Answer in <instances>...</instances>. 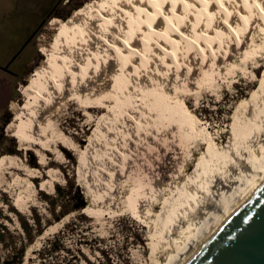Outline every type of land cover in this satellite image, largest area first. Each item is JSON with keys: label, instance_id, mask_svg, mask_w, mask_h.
<instances>
[{"label": "rangeland", "instance_id": "1", "mask_svg": "<svg viewBox=\"0 0 264 264\" xmlns=\"http://www.w3.org/2000/svg\"><path fill=\"white\" fill-rule=\"evenodd\" d=\"M31 1L0 0V50L1 42L9 36V24L19 18L17 14H21L18 11L21 3L26 8ZM101 1L103 0H55L49 11L51 14H47L50 15L48 22L41 28V22L37 25L36 30L39 29L31 47L25 49L17 59L24 63L32 56L24 69V79L18 82L9 80L0 85V235L4 238V242L0 241V263L24 244L25 250L20 264H34L37 250L72 218L77 226L68 236L67 244L72 247L81 246L85 256L95 264L98 261V252L89 251L85 242L87 245H96L102 240L101 246L111 248L109 257L112 264H171L178 248L187 245L197 231L193 225L191 231L178 240V248L170 244L172 241H169L170 237L168 239L167 230L170 227L175 228L174 233L178 237L183 228V225L179 227L173 222L175 216L171 214L174 215L175 210L179 216L185 214L184 207H178L181 202H186L185 194L192 193L198 184L204 161L211 164L215 161L211 160L212 148H217L218 153L234 151L260 115L264 117L263 27L247 34L248 52L237 48L239 41L233 36L234 40H231L235 41V48L224 46L219 60L217 56L214 60L205 61L202 55L193 54L192 46L181 49L183 56L192 52L191 55L194 56L191 58L200 64L201 69L198 72L194 70L193 83L189 87L186 82H182L180 88L175 90L174 76L172 77L169 88L176 98L167 99L171 106L178 103L181 113L180 109L178 112L171 110L169 103L166 107L156 108L150 104L151 95H146L148 98L144 101L135 96L136 99L134 97L130 102L131 89L126 84L128 81L121 80L120 83H126L119 84V88H124L118 89V98L113 100V108L110 109L100 106L86 108L71 99L70 93L60 94L58 99L55 94L53 106L44 114L43 126L46 125L47 129L44 130V137L35 143L20 141L13 135L12 121L21 113L25 103L23 91L31 87L35 82V75L49 65L48 58L53 51L50 46L55 32L54 26L49 24L50 21L60 19L66 24H72ZM243 27L241 35L245 32ZM185 71L190 72V67L187 66ZM2 72L0 66V75ZM111 82L109 76L103 73L98 91L109 89ZM126 97L130 103L125 100ZM119 101L123 105L126 102V106H122ZM146 101L153 110H148ZM135 102L140 108L145 102L149 120L146 119L147 123L139 126L141 129L135 126L127 131L126 125L130 123V118L125 113L131 108L134 109ZM161 118H164L163 121ZM180 119L181 124L178 122L177 125L176 122ZM150 122L155 126L150 125ZM136 129L141 134H138L135 143L141 141L144 150L136 153L130 145V149L123 151L127 156L122 155L123 153L116 155L115 146H128L127 136L133 131L136 132ZM161 130L167 133L165 139L162 137L163 141L159 140L158 143L149 140L142 143L141 137H148L147 132ZM257 155V159L253 161L257 165L262 161L264 164V151L259 150ZM211 164L208 166H212ZM111 184L114 187L111 188ZM88 199L92 203L91 208H87ZM133 199L136 205L133 204ZM71 206H80V209L61 217V212ZM78 214H84L87 219L78 220ZM168 217L172 219L168 221L171 224L166 223ZM24 224L27 225V230ZM134 234L138 240L133 238ZM116 253L120 254L119 257ZM75 264L85 262L81 259Z\"/></svg>", "mask_w": 264, "mask_h": 264}, {"label": "bare ground", "instance_id": "2", "mask_svg": "<svg viewBox=\"0 0 264 264\" xmlns=\"http://www.w3.org/2000/svg\"><path fill=\"white\" fill-rule=\"evenodd\" d=\"M49 24L54 26L55 31L52 36V46H50L53 51L50 52L48 58L49 65L45 70L36 74L34 84L23 91L25 103L21 113L12 121L13 135L17 136L20 141L35 143L44 137V130L46 129V125L43 126L44 114L53 106L55 94L58 99L60 94L70 93L71 99L86 108L100 106L110 109L113 108L111 106L113 100L118 98V89L124 88L121 86L119 88V84L127 80L128 83L124 82L123 84L126 83L130 86L131 95L129 96L131 97L129 101L135 96L144 101L148 98L146 95H151V102L149 101L151 105L158 107V109L166 107L165 105L170 104L168 97L176 98L169 88L172 77L174 76V84H172L175 90L183 84L182 82H186L189 87L193 83L194 70L200 69V64L191 58L194 56L191 55L192 52L183 56L181 49L192 46L193 54L202 55L205 61L214 60V57L217 56H219V60L222 56H220V52L224 46L225 48L228 46L235 48V41L232 42L231 40L234 36L239 41V47H236L248 52L249 46L246 47L247 34L256 28L264 27V0H103L92 6L84 16L72 24H66L60 19H54ZM243 26L245 32L241 35ZM234 53L239 52L234 51ZM144 64L146 67H143ZM187 66L190 67V72L185 71ZM103 73L109 76L112 82L109 89L100 92L98 90L101 87L100 78ZM121 80L124 81L120 83ZM128 97L124 99L127 100ZM129 101L127 100V102ZM119 102L122 103V101ZM144 104L140 108V105L136 103L134 104L135 107L131 106L134 109L131 108L125 113L128 114L125 116L129 117V121L132 123L131 125L130 123L125 124L127 131H131L135 126L139 127L142 123H147L146 119L150 115H147L145 106L147 105L148 110L152 106L149 108L148 102L146 105ZM124 105L122 103V106ZM168 107L177 112L180 109V113L182 112L178 103H174L173 106L170 104ZM175 113L173 112V114ZM158 114L160 115V112ZM178 122L181 124V119L176 124ZM153 125L155 126V124ZM154 126L153 128H156ZM140 127L138 129H141ZM178 129L177 131H179ZM109 133L108 135H110ZM139 133L137 129L136 132L129 133L126 139L128 143L125 142L128 146L117 144L115 146L116 155H121L125 149H130L131 146L136 153L144 150V144L142 145L141 141L135 143ZM147 133L148 137H141L142 143H147L149 140L158 142L167 135L162 130ZM60 136L63 137L61 133ZM124 141L123 139V143ZM225 146L227 147L228 144ZM259 150L260 152L261 150L264 151V117L262 115L251 126L242 143L235 147L234 151L229 152L228 150L218 153L217 148H212V158H210L211 160L215 159L213 162L215 165L207 162V160L204 161L203 173L198 184L193 188L192 193L185 194L186 200L184 201L186 202H181L178 207L183 206L185 214L182 215L183 217L179 216L176 210L175 213L172 212L174 208L171 211L174 215L170 213L175 216L173 222L176 225L179 227L183 225L178 237L174 233L175 228L170 227V230H167L168 239L170 237L169 241H172L170 244L178 248V240H181L188 231H191L193 225L197 229L195 237L193 236L195 239L189 240L183 248H178L171 264H184L261 184L264 180L263 161H260L259 165L253 161V159H257ZM124 154L126 153L122 155ZM5 160L6 158L3 162ZM210 164L212 166H208ZM112 173L114 172L112 171ZM116 182L118 183V180ZM91 204L89 208H91ZM133 204L136 205L135 200ZM169 219L170 217L166 219L167 224H171L168 222Z\"/></svg>", "mask_w": 264, "mask_h": 264}, {"label": "water", "instance_id": "3", "mask_svg": "<svg viewBox=\"0 0 264 264\" xmlns=\"http://www.w3.org/2000/svg\"><path fill=\"white\" fill-rule=\"evenodd\" d=\"M184 264H264V180Z\"/></svg>", "mask_w": 264, "mask_h": 264}, {"label": "trees", "instance_id": "4", "mask_svg": "<svg viewBox=\"0 0 264 264\" xmlns=\"http://www.w3.org/2000/svg\"><path fill=\"white\" fill-rule=\"evenodd\" d=\"M48 14H51V12H48ZM90 204L91 201L88 199L87 208L90 207ZM78 209H80V206H71L70 208H67L61 212V217H64ZM77 219L82 220L87 219V217L84 214H78ZM76 226L77 224L72 218L64 223L63 227L58 232L53 234L52 237L48 238L45 243L37 250V259L35 260L34 264H75L77 260L81 259L85 262V264H95L85 256L81 246L72 247L67 244L68 236L76 229ZM24 228L27 230L28 227L26 224H24ZM133 238L138 240L135 234ZM0 241L4 242L2 235H0ZM100 241L102 242V240ZM100 241L99 244L96 245H87V242H85V245L92 253L95 251L98 252L97 264H112L109 257L111 248L101 246ZM24 250L25 245L22 244L20 247L16 248L11 256H7V258H5L0 264H20ZM119 255L120 254L116 253V256L119 257Z\"/></svg>", "mask_w": 264, "mask_h": 264}, {"label": "crops", "instance_id": "5", "mask_svg": "<svg viewBox=\"0 0 264 264\" xmlns=\"http://www.w3.org/2000/svg\"><path fill=\"white\" fill-rule=\"evenodd\" d=\"M54 2L55 0H36V2L32 0L26 8H23V3H21L18 8L21 14H17L19 18L9 24V36L1 42L0 66L3 72L0 75V85H2V83L3 85L6 84L9 80L15 82L18 78L17 74L13 75L10 71L16 73L20 72L22 61H17V59L25 49L31 47V43L29 42L31 35L35 28H37V25L47 16ZM15 54H18L15 61L8 67L9 70H6L4 66L9 64L11 57ZM31 59L32 56L30 55V57L24 61V66L29 64Z\"/></svg>", "mask_w": 264, "mask_h": 264}, {"label": "flooded vegetation", "instance_id": "6", "mask_svg": "<svg viewBox=\"0 0 264 264\" xmlns=\"http://www.w3.org/2000/svg\"><path fill=\"white\" fill-rule=\"evenodd\" d=\"M50 18V16H45L44 18H43V20L41 21V24L39 25V28H41L43 25H44V23H46V22H48V19ZM38 28V29H39ZM37 29V30H38ZM36 28H35V30H34V32H33V34L31 35V37H30V39H29V42L31 43V42H33V40L35 39V34H36ZM17 55L18 54H15V55H13L12 57H11V59H10V62H9V64H7V66H4V68L6 69V70H9V66L12 64V62H14L15 61V59H16V57H17ZM25 67L26 66H24V64H23V62H22V64L20 65V72H13V71H10L13 75H16L17 74V76H18V78L16 79V81L15 82H18L19 80H22V79H24V72H25Z\"/></svg>", "mask_w": 264, "mask_h": 264}]
</instances>
